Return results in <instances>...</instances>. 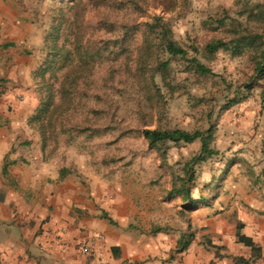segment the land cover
<instances>
[{
  "label": "rangeland",
  "instance_id": "1",
  "mask_svg": "<svg viewBox=\"0 0 264 264\" xmlns=\"http://www.w3.org/2000/svg\"><path fill=\"white\" fill-rule=\"evenodd\" d=\"M261 1L0 0V51L8 48L6 43L23 46L25 26L37 29L35 34L27 33L34 36L35 45L25 50L37 51L29 59L36 63L32 77L39 103L45 80L55 84L56 92L65 73L49 72L45 80L35 75L48 61V45L56 33L66 48L79 38L82 48L104 49L103 57L89 65L79 63L71 74L77 79L76 91L53 114L55 129L49 128L46 139L38 131L44 159L88 175L100 185L120 184L138 199L155 198L163 213L186 225L195 207L181 204L183 198L170 191L189 175L185 164L199 153L202 141L151 146L142 131L156 125L190 131L212 126L211 146L218 153L192 163V192L207 201L229 196L232 182L252 176L249 167L264 165V78L252 79L250 53L220 49L209 58L203 50L214 36L229 35L210 18L244 20L241 9ZM153 14L169 18L174 39L187 48L197 46L198 58L216 72L198 75L187 69L186 60L173 59L174 85L158 79L166 100L159 102L147 99L151 91L135 72L142 34L136 25ZM139 26L142 30L145 25ZM118 38L123 41L117 43ZM74 58L80 59L78 54ZM251 81L255 85L244 92V84ZM232 97L239 99L230 103ZM55 100L60 101L59 95Z\"/></svg>",
  "mask_w": 264,
  "mask_h": 264
},
{
  "label": "crops",
  "instance_id": "2",
  "mask_svg": "<svg viewBox=\"0 0 264 264\" xmlns=\"http://www.w3.org/2000/svg\"><path fill=\"white\" fill-rule=\"evenodd\" d=\"M25 29L23 46L0 51V264H264V165L181 225L155 198L44 159L31 120L37 51L25 50L37 29ZM240 222L259 252L239 240Z\"/></svg>",
  "mask_w": 264,
  "mask_h": 264
},
{
  "label": "trees",
  "instance_id": "3",
  "mask_svg": "<svg viewBox=\"0 0 264 264\" xmlns=\"http://www.w3.org/2000/svg\"><path fill=\"white\" fill-rule=\"evenodd\" d=\"M240 13L244 16V20L235 19L228 20L225 16L220 18H210V22L216 23L215 27H222L228 36L216 37L210 39L204 47V53L207 57L212 58L215 53L220 50H229L236 55L250 53L252 62L254 64L255 82L264 78V1L256 2L254 4L245 5ZM230 21V22H228ZM145 25L142 30L139 25ZM137 24L141 33L140 44L137 48L136 55V77L140 80L144 87L148 89V100L163 101L165 98L161 91V85L158 79L164 84L172 87L173 82V59H184L187 61V69L202 75H215L209 66L202 62L197 54L200 52L197 46H190L194 53L190 54V47L187 48L173 36V29L171 21L163 14H153L145 22ZM60 35L56 33L50 40L48 45V61L43 64L35 75L45 80L46 74L49 72L56 73L58 70H64L63 78L59 83L57 91L53 89L55 85L53 82L45 80L44 87L40 97V103L31 117L32 123L38 129L41 136L46 139L48 130L53 127L51 118L61 105V103L68 97L74 94L77 79L71 77V74L78 70V65H89L95 62L97 57L104 56V49L91 50L90 47L82 48L79 38H76L72 43V48H66L65 42L59 44ZM123 39H117V43H121ZM10 44V43H7ZM75 54H78L80 59H76ZM69 59V63L66 61ZM58 63V64H57ZM255 82H247L244 84V92H249L255 85ZM59 95L60 101L56 102L55 97ZM71 99V98H70ZM239 98L232 97L230 103L238 101ZM166 101V100H164ZM164 103V102H163ZM53 132L50 133V135ZM144 138L151 146L164 145L167 141L174 143L179 142H193L196 139H201L202 145L199 153L187 161L185 164L188 176L181 178L179 185H174L171 193L181 196L183 201L190 208H194L197 204H206L208 201L203 197H195L192 188L193 183L192 163H197L206 160L210 156L218 153V150L211 146L213 140L214 128L211 126L207 130L196 129L193 131L183 128H166L159 125L154 127H147L142 131ZM70 169L67 167L61 168V175H65ZM243 224L238 223V238L240 241L252 246L254 252L260 251L258 246L250 237L241 232ZM158 226L156 229H161Z\"/></svg>",
  "mask_w": 264,
  "mask_h": 264
}]
</instances>
